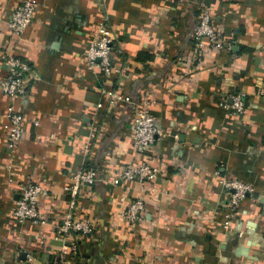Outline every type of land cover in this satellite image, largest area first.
Here are the masks:
<instances>
[{
    "label": "crops",
    "instance_id": "obj_1",
    "mask_svg": "<svg viewBox=\"0 0 264 264\" xmlns=\"http://www.w3.org/2000/svg\"><path fill=\"white\" fill-rule=\"evenodd\" d=\"M33 22L16 53L34 79L24 98L0 93V264H45L69 241L57 227L68 210L65 186L81 166L98 181L82 189L76 217L93 232L78 240L71 264H264V0H35ZM22 0H0V79L8 27ZM201 4L230 50L193 55ZM107 15L115 35L106 81L90 68L88 41ZM123 94L133 104L108 93ZM235 92L245 111L234 118L219 106ZM25 117L24 137L6 147L10 105ZM148 110L162 132L146 157L157 167L152 184L122 181L126 164L145 160L133 146L136 112ZM37 123V124H35ZM90 147L88 155L81 149ZM29 179L47 190L45 223L13 216ZM224 179L250 185L230 229L224 228ZM145 200L134 226L123 212Z\"/></svg>",
    "mask_w": 264,
    "mask_h": 264
},
{
    "label": "built area",
    "instance_id": "obj_2",
    "mask_svg": "<svg viewBox=\"0 0 264 264\" xmlns=\"http://www.w3.org/2000/svg\"><path fill=\"white\" fill-rule=\"evenodd\" d=\"M231 1V0H226ZM35 0H22L18 7L12 12L8 27L11 36L15 39V45L3 52V65L6 75L0 79V93L9 98H24L29 90L30 83L34 79L33 69L27 61L20 58L16 53L17 45L25 31L33 22L37 10ZM192 40L194 42L193 55H202L207 48L216 51L230 50L231 42L224 35L218 33L212 23L209 8L201 4L194 25ZM115 35L113 28L109 23L107 15L102 14L97 31L88 41L87 59L90 68L99 69L102 82L113 75H120V69L116 67L112 60V54L115 50ZM111 97V103L115 100L132 103V100L123 94L113 91L108 93ZM219 106L227 111V114L234 118H240L245 111L246 103L242 92H235L229 96V100L222 99ZM7 118V136L6 147L13 152L21 139L24 137L25 117L23 112L15 105H10L6 112ZM37 124V123H35ZM132 138L135 150L145 155L149 148L155 145L161 138L162 132L157 126L155 117L148 110H142L138 113L132 123ZM90 147L83 146L81 153L88 155ZM159 177V171L148 157L137 165L126 164L117 174V178L122 181H135L140 185L152 184ZM98 181V173L92 167L81 166L72 174L70 183L65 186V194L68 197V210L65 213L60 225L57 227V233L69 241L62 249L53 255L45 264H71L78 256V240L92 234L93 228L89 219H79L76 217L78 209V200L81 191L85 187H91ZM227 199L225 202V221L224 228L230 229L235 218L236 211L243 199L253 193L250 185L236 180L224 179L222 181ZM47 190L42 188L35 181L29 179L21 185L19 196L13 210V216L18 222L30 221L35 225L45 223L39 212L40 198L46 196ZM145 210V200L143 197H137L131 201L123 212V219L130 226L136 225L143 219ZM34 258L27 256L24 264H32ZM21 264V263H17Z\"/></svg>",
    "mask_w": 264,
    "mask_h": 264
}]
</instances>
